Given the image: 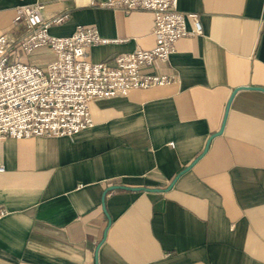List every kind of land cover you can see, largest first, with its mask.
<instances>
[{"label":"crops","instance_id":"0c3cea01","mask_svg":"<svg viewBox=\"0 0 264 264\" xmlns=\"http://www.w3.org/2000/svg\"><path fill=\"white\" fill-rule=\"evenodd\" d=\"M34 2L45 19L69 12L52 35L111 39L91 61L154 45L151 11L87 0H0V33ZM177 8L202 32L143 68L173 82L91 100L92 125L69 136L0 138V264H264V0Z\"/></svg>","mask_w":264,"mask_h":264},{"label":"built area","instance_id":"2783aa9c","mask_svg":"<svg viewBox=\"0 0 264 264\" xmlns=\"http://www.w3.org/2000/svg\"><path fill=\"white\" fill-rule=\"evenodd\" d=\"M87 3L102 8L151 11L154 45L111 54L94 62L89 58V47L111 40L101 37L97 28L78 24L69 35H52L50 24L64 22L69 17L67 10L45 19L42 2L17 6L12 24H21V30L17 34L10 30L0 33V138L69 136L92 125L91 100L173 82L172 74L143 68L157 61L167 62L177 39L202 32L196 14L179 11L177 0H87ZM186 16L193 21L190 29L185 23ZM39 48L49 49L53 57L43 65L23 59ZM6 213L0 208V217Z\"/></svg>","mask_w":264,"mask_h":264},{"label":"water","instance_id":"95a60500","mask_svg":"<svg viewBox=\"0 0 264 264\" xmlns=\"http://www.w3.org/2000/svg\"><path fill=\"white\" fill-rule=\"evenodd\" d=\"M253 88H258V89H262L264 90L263 87H253ZM237 89H234L233 92L231 93V96L233 95V93L236 91ZM230 96V97H231ZM221 130V129H220ZM220 130L218 132H220ZM205 150V149H204ZM201 155H198V157L195 158L198 159ZM125 186V185H124ZM124 186H121V185H115V186H112V188H117V187H124ZM170 186V185H169ZM128 188V187H126ZM135 189H142V190H149V191H157V190H164V189H160V188H148V187H133ZM168 188V187H167ZM110 221L109 217H108V222Z\"/></svg>","mask_w":264,"mask_h":264}]
</instances>
